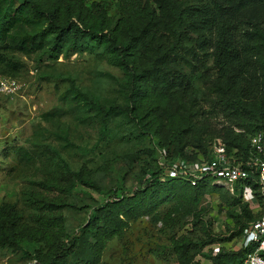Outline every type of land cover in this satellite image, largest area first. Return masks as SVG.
<instances>
[{"label": "rangeland", "instance_id": "obj_1", "mask_svg": "<svg viewBox=\"0 0 264 264\" xmlns=\"http://www.w3.org/2000/svg\"><path fill=\"white\" fill-rule=\"evenodd\" d=\"M76 1L102 13L112 29L146 28L145 49L154 47L157 56L172 59L155 66L153 77L147 76L152 65L138 62L146 78L137 87L135 104L145 131L156 136V109L161 110L167 140L155 146L121 111L110 110L102 122L103 110L123 108L129 93L127 75L111 63L106 49L64 51L57 59L47 50L30 55L13 50L8 58L17 68L5 77L20 88L15 95H0V207L15 210L22 223L33 227L36 216L50 210L38 209L39 203L58 206L52 213L62 218L60 248L68 252L63 264H232L228 252L241 226L259 213H251L250 220L234 217L240 208L223 187L210 186L196 195L166 181L145 189L140 179L146 167L175 161L181 147L182 154L195 156L185 162L195 164L206 156L199 143L206 144L207 154L229 129L233 137L258 132L259 117L264 118V60H252L258 71L262 67L263 87L256 89L255 99L238 103L218 81L210 48L203 55L187 27L184 9L209 0H168L177 22L157 17L152 0H138L143 10L156 14L149 26L147 14L126 13V0ZM261 5L254 16L262 26ZM71 85L92 101L89 107L63 98ZM256 191L264 193V184ZM260 205L264 209L263 201ZM42 248L29 241L0 245V264H36L34 250L44 253Z\"/></svg>", "mask_w": 264, "mask_h": 264}, {"label": "trees", "instance_id": "obj_2", "mask_svg": "<svg viewBox=\"0 0 264 264\" xmlns=\"http://www.w3.org/2000/svg\"><path fill=\"white\" fill-rule=\"evenodd\" d=\"M152 1L159 11L157 17H161L166 22H177L172 18L168 0ZM125 3L128 6V8L124 6L126 13L141 16L147 14L149 17L148 26L151 24L152 15L156 16L154 11L143 10L141 5H138V0H126ZM263 3L264 0H209L204 4L188 5L184 9L188 18L187 27L196 35L197 47L203 55L210 48L218 81L225 85L238 103L241 99H255L256 89L263 87L259 76L262 67L259 65L261 68L258 71V68L252 63L254 58L264 60V24L261 26V22H258L254 16L257 9L262 10L261 4ZM92 9L97 11L94 5ZM261 17H263V13ZM244 23H248V27L243 28ZM110 26L111 22L102 13H94L76 0H0V76H13V71L17 67L8 58L9 52L13 50L20 51L24 55L47 50L52 54L53 59H57L64 51L75 54L89 51L91 48H104L111 63L120 67L127 75L129 93L125 97L123 108L117 110L118 106L115 108L112 106L103 110L102 122L108 120L110 110L114 113L121 111L135 123L140 131H143L144 135L153 139L155 146H158L168 137V134L165 133L163 119H161V110L156 109L158 135L160 136L158 138V135L156 136L152 130L145 131L142 119L136 113L137 87L146 78L143 72H140L138 62L150 63L152 69L147 76L153 77L152 72L155 66L158 64L168 65V61L171 62L172 59L168 54L157 56L159 52L154 47L145 49L149 35V30L146 28L117 30ZM176 40L177 44H181L180 38H176ZM148 49L150 52L146 51ZM175 53V57H178L179 54ZM193 56L196 57L195 54ZM262 64L264 65V61ZM174 83L183 85L179 78H175ZM63 98L79 102L85 101L88 103V107L92 102L87 100L85 95L73 85L63 94ZM239 108L242 109L241 106ZM259 119L260 126L256 129L259 130L258 132H264V118L259 117ZM232 134V130L229 129L224 135H218V138L222 139L229 150L234 148L246 150L247 138L254 133L236 137H233ZM197 147L206 155L204 142L199 143ZM182 151L181 147L178 155L172 159L195 160V156L190 157L182 154ZM162 160L157 163L155 168L146 167L143 170V176L140 179L143 188L159 187L166 181L165 183L170 187H179V189L188 187L197 195L202 189L213 187H210L208 182L191 186L180 179L161 180L162 171L171 163L166 164V161ZM252 187L253 189L257 188L255 184ZM227 195L232 199L231 204L240 208L241 214H235L234 217L250 220L253 212L249 209L248 204L242 198L231 196L228 193ZM256 196L261 199L259 193H256ZM39 204L41 205L38 209L50 210L36 216V219L33 220L35 222L33 227L22 223L15 210L12 211L8 206L0 207V245L6 243L14 245V243L23 241L40 244L43 245L42 249H45V252L34 250L36 264H63L61 258H65L66 261L68 252L60 248L62 218L60 214L53 215L54 212L52 213V210H57L59 207L52 206L51 203ZM118 208L120 207H116L115 211ZM2 221L8 222L10 228L9 226L5 227L1 223ZM245 226H241L240 234ZM228 255L232 264H240V253H229Z\"/></svg>", "mask_w": 264, "mask_h": 264}, {"label": "built area", "instance_id": "obj_3", "mask_svg": "<svg viewBox=\"0 0 264 264\" xmlns=\"http://www.w3.org/2000/svg\"><path fill=\"white\" fill-rule=\"evenodd\" d=\"M19 88L16 80L0 77V95H15ZM247 139L246 150H229L218 140L199 162L172 161L160 177L180 179L191 186L208 182L210 186L223 187L231 196L242 198L251 212L260 213L244 227L230 253L241 254L240 264H264V209L260 205L262 201L264 204V193L259 192V200L258 192L252 187L264 184V132L249 135ZM218 252L215 248L213 255Z\"/></svg>", "mask_w": 264, "mask_h": 264}, {"label": "crops", "instance_id": "obj_4", "mask_svg": "<svg viewBox=\"0 0 264 264\" xmlns=\"http://www.w3.org/2000/svg\"><path fill=\"white\" fill-rule=\"evenodd\" d=\"M234 248V247H233ZM229 253H230V251H229ZM230 254H232V253H230Z\"/></svg>", "mask_w": 264, "mask_h": 264}]
</instances>
